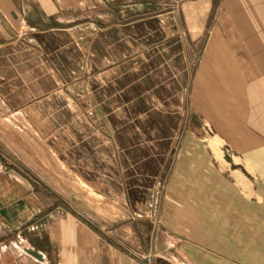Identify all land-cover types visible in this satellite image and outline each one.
<instances>
[{
    "label": "crops",
    "instance_id": "obj_1",
    "mask_svg": "<svg viewBox=\"0 0 264 264\" xmlns=\"http://www.w3.org/2000/svg\"><path fill=\"white\" fill-rule=\"evenodd\" d=\"M0 264H264V0H0Z\"/></svg>",
    "mask_w": 264,
    "mask_h": 264
},
{
    "label": "rangeland",
    "instance_id": "obj_2",
    "mask_svg": "<svg viewBox=\"0 0 264 264\" xmlns=\"http://www.w3.org/2000/svg\"><path fill=\"white\" fill-rule=\"evenodd\" d=\"M30 141V140H29ZM61 168V167H60ZM62 169V168H61ZM62 172V171H61ZM65 177H77V176H75V175H72V174H67V172H66V174H65Z\"/></svg>",
    "mask_w": 264,
    "mask_h": 264
}]
</instances>
